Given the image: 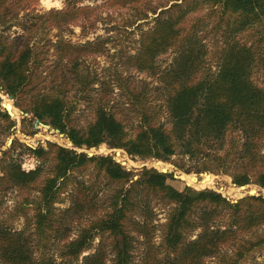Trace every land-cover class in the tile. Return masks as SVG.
Listing matches in <instances>:
<instances>
[{"label":"trees","instance_id":"obj_1","mask_svg":"<svg viewBox=\"0 0 264 264\" xmlns=\"http://www.w3.org/2000/svg\"><path fill=\"white\" fill-rule=\"evenodd\" d=\"M35 1L0 0V90L12 95L15 106L27 115L23 122H29L28 115L32 114L59 129L73 145L47 141L34 147L14 138L8 147L0 149V199L10 189L26 191L12 221L23 215L29 223L17 230L9 219H0V262H75L91 248L95 237L108 234L111 246L103 240L96 253L84 257L83 264H131L135 239L129 223L135 225L149 248L142 264H204L206 259L218 256L224 264H240L257 249H264V232L260 231L264 227L263 195H249L235 202L209 188L186 185L178 189L169 182L172 174L168 172L154 167L134 172L114 154L80 151L106 143L141 158L170 160L178 156L181 168L187 159L196 157L200 162L196 172L206 166L217 174L232 170L236 185L254 183L264 188V79L259 82L256 77L259 65L264 73V0H163L156 6H151L150 0H102L103 6L110 7L138 5L139 20L149 18V12L156 15L155 26L142 31L137 52L129 56L138 68L159 69L161 54L170 48L178 52L163 76L169 86L164 105L170 126L158 122L156 110L146 102V92L131 89L127 109L139 118L133 135L116 106L102 98L94 106V120L85 129L73 125L74 106L68 99L72 84L61 85L56 91L35 90L44 81L40 68L48 57L50 43L60 60L75 59L79 48L65 38L52 42L40 37L43 25L60 34L81 19L94 20L97 8L70 0L64 8L34 14L29 22H23L25 33L10 40L6 32L18 18L15 7L20 3L28 7ZM209 19L215 22L212 28L216 39L220 34L229 37L218 51V70L199 78L201 62L208 52L199 31L203 26L207 29ZM254 33L260 35L257 44L246 39ZM1 102L0 96V117H9L7 110L2 111ZM22 155L33 156L39 164L33 170H24ZM203 159L206 162L201 164ZM91 166L115 190L110 209L86 219L73 238L75 220L97 209L89 194L93 186L79 180L71 192V205L57 216L55 203L70 190L74 173ZM35 187L39 195L32 197ZM153 199L171 205L166 220L158 224L153 223ZM30 210H34L31 217ZM138 210L150 218L134 221L132 215ZM30 226L33 231H29ZM56 240L61 261L47 254ZM228 246L233 248L232 253ZM38 249L44 251L41 256L35 252Z\"/></svg>","mask_w":264,"mask_h":264},{"label":"rangeland","instance_id":"obj_2","mask_svg":"<svg viewBox=\"0 0 264 264\" xmlns=\"http://www.w3.org/2000/svg\"><path fill=\"white\" fill-rule=\"evenodd\" d=\"M69 1L70 0H36L28 7H23L20 3L19 6L15 7L18 18L13 21L11 28L7 30L6 34L10 36V40L18 38L25 33L23 22H29L34 14L38 13L44 15L51 8H64ZM162 1L163 0H150V5L156 6ZM78 2L83 5L97 7L95 8L96 14L93 16L95 17L94 20L85 21L81 19L75 24H71L67 28H64L60 34L57 29L49 31L48 24H44L41 29L42 32L39 34L40 37L44 36L45 39L50 38L52 42L58 41L59 38L71 40L79 46L75 53L76 58L65 57L63 60H60L57 58L58 54L54 46L50 43L48 57L40 68L44 70L42 73L44 81L38 83L40 85L35 87V90L40 87L43 92L56 91L61 85L72 84L68 93V99L74 106V114L72 117L73 125L85 129L89 123L94 120V106L96 102L102 98V100L108 101L110 105L116 106L119 116L126 121L128 130L132 135L136 132L135 128L139 118L132 109H127L129 105L128 96L131 89L138 91L142 90L147 93L146 102L152 109L156 110L155 115L158 118V122L164 123L169 127L168 114L164 105L167 88L169 86L165 83L163 76L166 70L173 64L178 54L177 50L170 48L160 55L158 59L159 69H140L134 65L135 63L129 58L131 54L137 52L140 39L143 36L142 33L155 26L154 18L156 15L149 12V18L139 20L137 16L141 8H139L138 5L131 4L130 6L124 8L120 6L121 8H119L117 6H103L104 3L102 2L104 1L102 0H79ZM209 21L210 24L207 29L203 26L199 31L208 49V52L201 62L202 68L198 74L199 78L205 77L208 73L213 74L218 70V51L224 47V42L225 40L228 41L227 37H229L223 38L222 34H220L216 39L214 29L212 28L215 22L213 19H209ZM208 30H210V33L207 34ZM259 37V33H254L253 36H246V39L248 38L250 41L257 44L260 39ZM56 62H58L57 65ZM256 71L257 80L263 82L264 73L261 69V65L257 67ZM64 80H66V82ZM0 96L2 98V111L7 110L9 112V117H0V149L8 147L14 138H18L20 141L34 147L44 145L47 141H53L67 147H72V142L64 134L57 132V129L52 127L48 128L41 124L43 122H39L38 126H36V119L32 114L28 115L30 119L29 122H23L24 116L27 115H23L22 110L15 106V99L13 96L1 90ZM13 121H16V125L12 124ZM210 150L222 151L220 148H211ZM80 151L87 152L89 155L91 153L98 155L114 154L116 160L119 158L123 166L134 172H138L143 167H154L162 172H164V169H167V172L172 174V176L169 177V182L178 189H183L186 185L188 186V184L196 189L209 188L222 193L235 202L249 195L264 196V188L257 184L236 185L230 173L232 170L227 173L220 172L217 174L206 166L204 167L205 170L202 172H196V168L200 165V162L197 161L195 156V158L191 160L187 159V163L183 165L185 167L181 168L179 166L182 162L178 156L170 160L141 158L129 155L124 149H112L106 143L101 144L99 147ZM22 159V168L26 171L33 170L39 164L36 158L30 155H22ZM204 162L206 161L203 159L201 164ZM232 163L233 162H231V166H233ZM74 174V181L70 186V190L63 194V200L61 202L55 203L56 216L60 215L64 209L71 205V192L76 187L77 182L82 179L86 181V185L93 186L89 194L91 197H94L97 203V209L94 213L90 211L85 215L86 217H80L75 220L73 223L75 228L74 233H72L73 238L77 235L80 224L85 223L86 219L104 215L105 212L110 209V198L115 190L113 185L107 184V181L97 174L94 166L86 170L77 171ZM0 175H2V172H0ZM189 175H193L194 178H191ZM40 185L41 184L38 183L37 186L39 187ZM38 187H35L31 192L32 197L39 195ZM251 192L255 193L251 194ZM26 193L27 192L24 190L14 188L8 190L3 195V198L0 199V219H9L13 222V226L17 230L24 229L25 224H29L23 215L12 221V214L16 213L18 204L22 202ZM152 208L154 210L153 223L158 224L166 220L171 210V205L161 200L153 199ZM29 215L30 217L34 215V210H30ZM146 218L150 217L141 210L134 212L132 215L134 221L142 222ZM55 224L57 225L58 222H55ZM128 227L135 239L133 261L131 264H142L147 257L146 254L149 248L144 242V237L139 234L135 225L129 223ZM30 228L31 231L34 230V228L30 226L29 231ZM260 231L264 232V227L261 228ZM159 233L160 231H158L155 237L157 243L160 241V237H158ZM103 240L105 244L111 246L112 238L109 237L108 234L104 236L99 235L92 241L91 248L86 250L77 261H69L67 264H83L84 257L96 253ZM227 248L230 253L233 252L232 247L228 246ZM58 250V242L56 240L47 254L58 258ZM153 250L157 253L155 248H153ZM35 252L38 256H41L43 254L41 252L44 251L38 249L35 250ZM58 261H61V259L58 258ZM0 264H2V262H0ZM204 264L224 263L218 256L206 259ZM240 264H264V249H257Z\"/></svg>","mask_w":264,"mask_h":264},{"label":"water","instance_id":"obj_3","mask_svg":"<svg viewBox=\"0 0 264 264\" xmlns=\"http://www.w3.org/2000/svg\"><path fill=\"white\" fill-rule=\"evenodd\" d=\"M10 98H11V96H10ZM40 122V120L39 119H36V126H38V123ZM42 125H44V126H47L48 128H50L51 126L50 125H48V124H43V123H41ZM57 132H59L60 134H63V133H61L58 129L56 130ZM90 155H94V153H91ZM117 161H119V162H121L120 161V159L119 158H117ZM164 172H167V169H164ZM188 186H190L189 184H188ZM255 193V192H254ZM254 193H252L251 192V194H254Z\"/></svg>","mask_w":264,"mask_h":264},{"label":"bare ground","instance_id":"obj_4","mask_svg":"<svg viewBox=\"0 0 264 264\" xmlns=\"http://www.w3.org/2000/svg\"><path fill=\"white\" fill-rule=\"evenodd\" d=\"M208 186V185H207Z\"/></svg>","mask_w":264,"mask_h":264}]
</instances>
